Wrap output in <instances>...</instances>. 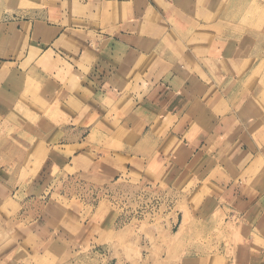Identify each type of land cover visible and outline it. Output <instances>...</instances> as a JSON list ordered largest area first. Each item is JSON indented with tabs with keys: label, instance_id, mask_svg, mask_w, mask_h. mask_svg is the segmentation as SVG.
Masks as SVG:
<instances>
[{
	"label": "crops",
	"instance_id": "0c3cea01",
	"mask_svg": "<svg viewBox=\"0 0 264 264\" xmlns=\"http://www.w3.org/2000/svg\"><path fill=\"white\" fill-rule=\"evenodd\" d=\"M47 1L51 18L50 9L45 14L42 4L41 10L48 21L33 10L0 22V161L9 159L16 138L40 146L42 153L47 150L58 164L78 158L80 145L84 153L95 146L110 153L102 157L108 171L122 168L118 156H123L144 160L149 175L167 178L203 160L207 164L190 180L198 193L206 192L207 212L225 214L224 222L234 226L236 235L231 254L220 264H264V24H257L264 0ZM80 4L85 6L82 15L80 9L74 12ZM142 6L149 20L131 21L143 16ZM157 6L173 23L160 44L152 36L162 26L153 13ZM80 15L86 24L98 23L96 28L87 25L84 39L76 31ZM210 15L219 17V33L228 32L229 40L206 51L200 41H212L201 38V50L183 52L176 61L155 56L156 50L175 47L170 31H181V26L198 23L197 31L206 33L203 20ZM61 38L77 53V63L52 58L48 84L30 77L28 71H35L30 62L24 87L33 95L20 100L7 86L12 72L36 55L34 66L45 74L50 65L36 61L54 51L52 41ZM19 46L23 53L16 57ZM242 81H248L243 90L238 87ZM221 97H228L226 104ZM119 130L126 139L133 133L136 138L119 141ZM36 160L39 165L46 157ZM8 174L13 176L9 166L0 164V198L15 188L3 185L1 178Z\"/></svg>",
	"mask_w": 264,
	"mask_h": 264
},
{
	"label": "rangeland",
	"instance_id": "374dc122",
	"mask_svg": "<svg viewBox=\"0 0 264 264\" xmlns=\"http://www.w3.org/2000/svg\"><path fill=\"white\" fill-rule=\"evenodd\" d=\"M48 4L51 5V1L0 0V22L28 16L33 10H40L48 21L44 15L46 9H50L49 14L52 12ZM143 8L140 13L143 16L130 20H149ZM74 9V12L80 9L78 13L82 15L85 6L75 5ZM153 13L155 19L162 22L160 31L157 28L158 31L152 33L160 44L165 40L164 30L173 24L172 17L166 16L161 6ZM81 15L82 20L75 25L84 39L85 28H96L98 23L86 24ZM93 16L94 20L99 17L98 13ZM174 18L176 20V16ZM204 19L206 33L197 31L198 23H187L180 27L181 31H170L175 47L156 50L155 56L162 61H176L179 58L175 56L181 57L183 52L195 55L201 50L197 44L201 38L212 41H200L201 45L206 43V51L229 40L228 32L222 29L219 33L215 23L218 16ZM257 22L264 24V15ZM52 44L55 52L49 49L47 57L36 62L43 64L61 57L64 59L60 62L77 63V53L74 54L62 38ZM14 53L16 57L22 55L23 49L19 46ZM35 58L36 55L26 58L18 69L20 72L13 71L12 78L7 80L8 88L20 95V100L33 95L34 90L24 87L30 62L35 70L31 69V74L28 71L30 77L37 82L50 83L47 73L53 69V63H48L50 67H45V74H41L34 66ZM247 82L242 81L238 87L243 90ZM30 83L34 84L31 80ZM210 94L214 98L212 95L216 93ZM224 99L228 97H221V104H226ZM135 135L126 139L119 130L115 137L131 142ZM99 139L102 138L94 141L100 143ZM14 140L8 148L9 159L0 161L13 173L1 178L3 185L15 187L10 195L0 198V264H220L223 257L231 254L236 243L234 226L229 221L224 222L225 214L207 212L206 192L202 189L203 193H198L196 183L190 180L199 167L207 164L205 161L191 162L183 171L167 178L149 175L144 160L123 156L118 157L124 166L108 171L102 157L110 153L95 146H89L84 153L85 145H80L78 158L72 157L71 161L66 158L58 164L49 159L51 155L47 150L42 153L40 146L21 143L20 138ZM167 142L168 138L158 144V151L164 149ZM39 156L46 160L38 165ZM191 256L194 258L190 261Z\"/></svg>",
	"mask_w": 264,
	"mask_h": 264
}]
</instances>
